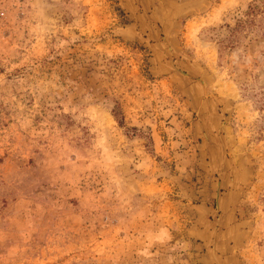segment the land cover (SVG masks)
Returning <instances> with one entry per match:
<instances>
[{"label":"rangeland","instance_id":"obj_1","mask_svg":"<svg viewBox=\"0 0 264 264\" xmlns=\"http://www.w3.org/2000/svg\"><path fill=\"white\" fill-rule=\"evenodd\" d=\"M263 2L0 0V264H264Z\"/></svg>","mask_w":264,"mask_h":264},{"label":"trees","instance_id":"obj_2","mask_svg":"<svg viewBox=\"0 0 264 264\" xmlns=\"http://www.w3.org/2000/svg\"><path fill=\"white\" fill-rule=\"evenodd\" d=\"M264 3V2H263ZM262 5L255 1L252 4L249 5L248 9L246 10V19H242L240 25L245 26L248 24H254V21L256 20V16L260 13ZM118 112H116V115Z\"/></svg>","mask_w":264,"mask_h":264}]
</instances>
